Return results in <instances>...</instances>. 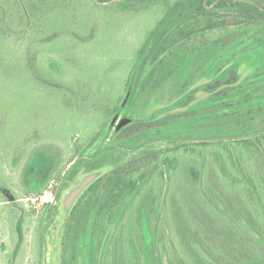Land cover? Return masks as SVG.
Segmentation results:
<instances>
[{
	"label": "rangeland",
	"instance_id": "1",
	"mask_svg": "<svg viewBox=\"0 0 264 264\" xmlns=\"http://www.w3.org/2000/svg\"><path fill=\"white\" fill-rule=\"evenodd\" d=\"M55 2L44 17L26 5L22 17L17 2L0 0V264L62 261L65 198L86 175L98 171L83 158L66 162L75 141L83 143L88 158L112 147L131 149L146 139L138 133L127 136L132 132L127 127L153 120L160 126L149 132L152 136L203 137L209 134L207 124L178 117L214 107V96L227 87L231 95L222 103L242 100L264 76L262 47L212 62L211 51L195 55L154 88L151 82L135 84L145 56L139 59V50L161 5L149 3L143 10L138 9L140 0ZM230 67L235 69L232 81L208 87ZM188 95V102L177 104ZM115 101L120 111L104 118L107 105ZM165 117L175 118L167 124ZM121 118L133 121L116 130ZM36 187L43 191H33ZM17 220L22 221L20 247ZM88 250L86 245L80 251L79 264H89Z\"/></svg>",
	"mask_w": 264,
	"mask_h": 264
},
{
	"label": "trees",
	"instance_id": "2",
	"mask_svg": "<svg viewBox=\"0 0 264 264\" xmlns=\"http://www.w3.org/2000/svg\"><path fill=\"white\" fill-rule=\"evenodd\" d=\"M55 1L13 0L22 17L26 5L30 13L44 17L57 6ZM213 1L158 3L159 15L139 50L138 58L145 56L135 84L151 82L154 88L195 55L211 51L209 62L264 47V0L257 5L221 0V7L209 8ZM253 84L242 100L222 103L231 95L227 87L214 96V107L178 117L207 124L208 135L156 137L149 132L159 130L158 121H133L127 136L141 134L143 144L83 158L100 174L70 209L64 206L60 264H79L86 245L89 264H264V76ZM252 101L258 103L241 109ZM116 104L107 105L104 118L120 111ZM173 118L165 117L164 123ZM75 146L67 163L85 157L83 143L75 141ZM55 176L62 178L61 172ZM52 214L51 207L48 217ZM16 227L20 247L21 220Z\"/></svg>",
	"mask_w": 264,
	"mask_h": 264
},
{
	"label": "water",
	"instance_id": "3",
	"mask_svg": "<svg viewBox=\"0 0 264 264\" xmlns=\"http://www.w3.org/2000/svg\"><path fill=\"white\" fill-rule=\"evenodd\" d=\"M234 73H235L234 68H230V69L225 70L220 75H218L214 80H212L210 83H208V87L213 89V88H216L218 86H221L223 84H226V83L232 81V79L234 78ZM130 92L131 91L129 90L127 97L129 96ZM190 99H191V95H188L187 97H184L183 99L178 101L177 104L178 105L184 104V103L188 102ZM118 116H119L118 114L115 115V117L113 118V121L111 123V126L117 120ZM132 121H133V118H121L120 121L118 122L117 126H116V130H119L123 125H125L129 122H132ZM82 158H86V157H82ZM99 174H100L99 172H92V173L86 175L84 177V179L82 180V182L77 187H75L74 189H72L68 193V195L66 196L65 201H64L66 209H70L72 207V205L75 203V201L77 200L79 195L99 176ZM57 194H58V192L56 193V196L52 202V210H54V207H55V204L57 201ZM110 234L111 233L107 234V237L105 238L104 243L102 245L101 257H104L105 250H106L109 238H110Z\"/></svg>",
	"mask_w": 264,
	"mask_h": 264
},
{
	"label": "flooded vegetation",
	"instance_id": "4",
	"mask_svg": "<svg viewBox=\"0 0 264 264\" xmlns=\"http://www.w3.org/2000/svg\"><path fill=\"white\" fill-rule=\"evenodd\" d=\"M113 1H115V2H117V1H121V0H113ZM157 2H154V3H159L160 4V2H164V1H168L169 3H172L173 1H175V0H156ZM208 1H210V0H205V4H207L208 3ZM220 1L221 0H214L208 7L209 8H219V7H221L220 6ZM235 1H248V2H252V3H254V4H256L257 5V0H235ZM101 3H104V2H101ZM149 3L150 4H154L153 2H146V1H142V2H140L139 4H141V6L142 5H146V4H148L149 5ZM172 5V4H171ZM261 7L262 8H264V5L262 6L261 5ZM231 68V67H230ZM230 68H228V69H230Z\"/></svg>",
	"mask_w": 264,
	"mask_h": 264
}]
</instances>
